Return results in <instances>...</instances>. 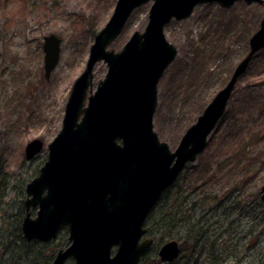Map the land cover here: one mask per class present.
<instances>
[{
  "label": "rangeland",
  "instance_id": "obj_1",
  "mask_svg": "<svg viewBox=\"0 0 264 264\" xmlns=\"http://www.w3.org/2000/svg\"><path fill=\"white\" fill-rule=\"evenodd\" d=\"M115 1L0 0V185L4 179L8 184L6 204L1 205L6 216L0 212V226L7 227L0 236L16 235L14 211L25 199L26 184L46 160L72 83L84 69L94 34L109 19ZM151 3L131 13L109 49L118 52L134 31H143ZM263 15L264 0L236 1L229 7L211 2L165 25V38L177 54L158 84L153 129L171 151L246 56L248 40ZM49 34L60 39L59 57L45 77L42 44ZM106 70L103 61L95 64L93 89ZM35 138L42 149L26 160L25 147ZM180 174L177 193L186 198L184 208L192 207L187 212L191 221L173 228L168 240L190 239L196 249L190 264H264V48L238 78L203 152ZM30 212L34 217L36 210ZM194 236L200 241L194 243ZM69 244L63 228L39 252L54 255ZM150 256L157 257V251ZM1 260L0 255L4 264ZM65 264L74 260L69 257Z\"/></svg>",
  "mask_w": 264,
  "mask_h": 264
},
{
  "label": "water",
  "instance_id": "obj_2",
  "mask_svg": "<svg viewBox=\"0 0 264 264\" xmlns=\"http://www.w3.org/2000/svg\"><path fill=\"white\" fill-rule=\"evenodd\" d=\"M151 1L142 32L134 31L118 52L108 46L119 36L131 13ZM263 0H116L104 26L94 35L84 69L72 83L60 130L47 145L38 175L25 186L21 233L26 241L48 242L66 227L70 244L50 264H138L153 243L144 222L162 193L186 164L196 160L223 116L238 78L254 54L264 48V15L248 40L249 50L226 84L205 106L171 151L153 129L158 83L177 49L165 38L172 20L189 17L196 5L216 2L229 7ZM60 39L43 38V68L48 77L59 57ZM98 61L107 70L93 90ZM42 149L35 138L26 145L30 160ZM264 200V185L260 189ZM31 208H36L31 216ZM176 240L164 242L157 255L172 262Z\"/></svg>",
  "mask_w": 264,
  "mask_h": 264
},
{
  "label": "trees",
  "instance_id": "obj_3",
  "mask_svg": "<svg viewBox=\"0 0 264 264\" xmlns=\"http://www.w3.org/2000/svg\"><path fill=\"white\" fill-rule=\"evenodd\" d=\"M21 1L24 2V0ZM77 23L80 24V19ZM180 175L177 181L164 191L145 219L144 227L146 229V234L153 237V232H157L158 237L154 238L155 242L158 241V243L152 245L149 252L141 259L139 264H190L192 262V256L196 249L190 246V239L179 242L180 253L178 258L173 262L163 263L158 257L150 256L157 251L158 247L156 245H160L168 240L173 228L183 223L186 224L187 221H191V218H187V212H191L192 207L184 208L186 198L179 196L177 193V191L179 192L180 190L178 188ZM7 185L5 179L0 185V212L5 216V208L1 205H4L6 202L4 201L3 203V199L6 194L5 188ZM21 193H23L22 190ZM193 204L194 202H192L191 205ZM14 212L17 219V225H15L17 227L16 231H14L16 235L14 234L12 239H10L11 235L0 236L1 261H5L4 264H50L54 255L49 251L44 254L39 252V250L45 246V243L36 240L27 242L21 235L20 224L25 213L22 201L20 202V208L18 207ZM5 227L0 226V230H3ZM189 230H191V233L194 232V223H189ZM193 241L196 243L197 241L199 242L200 239L194 236Z\"/></svg>",
  "mask_w": 264,
  "mask_h": 264
},
{
  "label": "flooded vegetation",
  "instance_id": "obj_4",
  "mask_svg": "<svg viewBox=\"0 0 264 264\" xmlns=\"http://www.w3.org/2000/svg\"><path fill=\"white\" fill-rule=\"evenodd\" d=\"M24 211H25V209H24ZM20 225H21V224H20ZM145 237H147V238H151V239L153 240L152 245L155 243V238H154V237H152V236H148V235H146ZM177 242H178V241H177ZM178 244H179V242H178ZM152 245H151V247H152ZM151 247H150V248H151ZM58 250H59V249H58ZM58 250H57V251H58ZM148 252H149V251H148ZM148 252H147V253H148ZM179 253H180V252H179ZM55 254H56V253H55ZM140 261H141V260H140ZM161 262H163V261H161ZM139 263H140V262H139ZM139 263H138V264H139ZM163 263H169V262H163Z\"/></svg>",
  "mask_w": 264,
  "mask_h": 264
}]
</instances>
